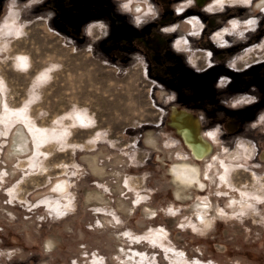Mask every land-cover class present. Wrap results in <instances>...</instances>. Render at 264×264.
I'll list each match as a JSON object with an SVG mask.
<instances>
[{
    "label": "rangeland",
    "instance_id": "374dc122",
    "mask_svg": "<svg viewBox=\"0 0 264 264\" xmlns=\"http://www.w3.org/2000/svg\"><path fill=\"white\" fill-rule=\"evenodd\" d=\"M215 1L0 0V88L29 114L0 120V264H264V9ZM173 107L199 119L204 160Z\"/></svg>",
    "mask_w": 264,
    "mask_h": 264
},
{
    "label": "bare ground",
    "instance_id": "6f19581e",
    "mask_svg": "<svg viewBox=\"0 0 264 264\" xmlns=\"http://www.w3.org/2000/svg\"><path fill=\"white\" fill-rule=\"evenodd\" d=\"M133 6V4L131 5ZM131 6H130V9H131ZM190 25L193 27H195V21H192L190 20ZM18 54V53H17ZM18 57V61L14 60L16 62V64L18 65H21V66H25L26 65V56L23 55V54H19V55H16L15 57ZM50 62V61H49ZM55 63V62H54ZM48 65V64H47ZM48 67V66H47ZM46 67V68H47ZM49 70V69H48ZM51 70V68H50ZM40 72V71H39ZM54 72V71H53ZM19 73V72H18ZM35 73V72H34ZM17 74V73H16ZM26 74V73H24ZM47 74V73H46ZM49 74V73H48ZM40 75V74H39ZM38 76V74H37ZM43 76V75H42ZM48 76V75H47ZM1 79V78H0ZM36 79V78H35ZM3 80V79H2ZM1 80V81H2ZM30 80V79H29ZM39 80V79H38ZM42 80V78H41ZM4 81V80H3ZM36 81V80H34ZM6 82V81H5ZM30 82V81H28ZM40 82V80H39ZM3 85V83H1ZM5 84V83H4ZM7 84V83H6ZM41 84V83H40ZM5 86V85H4ZM3 86V88H4ZM54 87V86H53ZM50 89V88H49ZM0 92H1V95H0V120H3L6 122V118L10 117V118H14V119H17V118H22V122H24V124H28L25 117L28 116L25 111L23 113L22 110H20L19 112H16L14 109L10 108L7 104V100L5 99L4 97V90L0 88ZM22 107V106H21ZM29 113V112H28ZM75 115V114H74ZM79 117V120H83V117L81 114H78L77 115ZM88 116V115H87ZM77 117V118H78ZM71 118V117H70ZM75 117H73L72 119H74ZM88 118V117H87ZM63 119V118H62ZM61 119V120H62ZM76 119V118H75ZM85 119V118H84ZM57 120V119H56ZM65 120V119H64ZM86 120V119H85ZM197 121V119L191 114V113H188V112H185V111H179V112H173L170 116V122L172 124V126L174 127V129L176 130V132L178 131L180 134H181V137H182V140L186 143V146L188 147L189 151L191 152V155H194V156H202L204 157V154L208 152V149L210 148V143L204 138V136L202 135V131L200 130V125L198 123H196L195 121ZM20 122V120H18ZM67 121V120H65ZM78 121V120H77ZM90 121V120H89ZM2 122V121H1ZM68 122V121H67ZM64 123V124H67ZM73 122V120H72ZM80 122V121H79ZM32 123V122H31ZM63 123V122H61ZM77 123V122H76ZM56 124V123H54ZM81 124V123H80ZM84 124V123H83ZM63 125V124H62ZM88 125V124H87ZM28 126V125H26ZM45 126V125H44ZM77 126V125H76ZM89 126V125H88ZM35 127V126H33ZM56 127V126H55ZM58 127V126H57ZM67 127V126H66ZM75 127V125H74ZM65 128V127H63ZM77 128V127H75ZM82 128V127H81ZM88 128V127H86ZM27 130V128H25ZM47 129V128H46ZM66 129V128H65ZM74 129V128H73ZM5 130V129H4ZM61 130V128H60ZM85 130V129H84ZM87 130V129H86ZM98 130V129H97ZM29 131V129L27 130ZM38 131H40L39 133H36V130L33 131L35 133V136L36 138L38 136H41L42 133H43V130L40 128ZM47 131V130H45ZM49 131V130H48ZM72 131V130H71ZM74 131V130H73ZM55 132V130H54ZM57 132V131H56ZM55 132V133H56ZM177 132V133H178ZM1 133V131H0ZM28 133V132H27ZM9 134V131L6 129L4 132H3V135H7ZM25 134V133H24ZM48 134V133H47ZM53 134V133H52ZM14 135V134H13ZM57 135V134H55ZM16 136V135H15ZM34 136V135H32ZM51 136V135H50ZM54 136V134H53ZM58 136V135H57ZM55 137V136H54ZM28 137H24L23 139H20V140H16L15 138L13 139L14 140V144H10V147L11 149H8V156H11L13 157L14 155L17 156V155H22L24 154V152L26 150H28V144H27V139ZM212 138V137H211ZM215 139V137H214ZM35 141V144L37 143L38 145H41V143L44 141L42 139V141L40 142H37L36 139H33V143ZM32 142V141H31ZM242 147V146H241ZM36 149V147H35ZM241 149V148H240ZM243 151L242 152H237L238 155L239 154H243V156L245 157H248L249 153H245L246 150L242 147ZM241 149V150H242ZM37 151V149H36ZM13 152L15 154H13ZM244 158V157H243ZM223 164V162H222ZM229 164H226V166H224V169H226V167H228ZM196 167H190V166H184L183 164H180V165H175L173 168H170V175L172 177V179L174 180V182L178 183L179 185L181 184L182 187L183 186H188L190 185V183H192L194 181V178L196 177ZM227 173V172H226ZM224 173V178H225V174ZM227 175V174H226ZM175 183V184H176ZM177 185V184H176ZM241 202H239L238 204H240ZM61 207L60 208H56V212L57 214H61V210H63V207L62 205H60ZM235 207V206H234ZM236 208V207H235ZM236 211V210H235ZM212 220H206L204 221L203 223H201V226L198 228L199 230V233H203L205 232L208 227H211V222ZM180 256L176 259V264H181V259H179ZM149 262V261H148ZM100 263L102 264V262L100 261ZM143 262L142 261H139V264H142ZM93 264H97V261H94Z\"/></svg>",
    "mask_w": 264,
    "mask_h": 264
},
{
    "label": "flooded vegetation",
    "instance_id": "af4514ba",
    "mask_svg": "<svg viewBox=\"0 0 264 264\" xmlns=\"http://www.w3.org/2000/svg\"><path fill=\"white\" fill-rule=\"evenodd\" d=\"M208 0H193V2H194V4H198L199 6H201V7H204L207 3ZM217 1L218 0H216L215 1V3L217 4ZM246 2H248V0H245ZM223 3L221 2V5H222ZM132 4L130 3V4H128V7L130 8V6H131ZM215 5V4H214ZM256 8H260V9H264V0H260L257 4H256V6H255ZM131 10H133L132 9V6H131ZM144 11V9L142 8V6L140 5V4H137L136 5V8H135V11H133V12H136V13H138V12H143ZM190 21V20H189ZM196 24V23H195ZM195 27H196V25H195ZM231 27H234V28H236L237 27V23H235V22H233L232 24H231ZM112 31V30H111ZM224 34V32H220V31H218L216 34L214 33V35H212L213 37H214V39L218 42V43H221L222 41V39H223V35ZM250 55H247V56H245V59H247L248 57H249ZM179 111H185V112H188V113H191V111H189V109H187V108H176V107H173V110L171 111V113L169 114V116H171V114L173 113V112H179ZM192 115H193V113H191ZM194 116V115H193ZM195 117V116H194ZM196 119H197V117H195ZM170 120V119H169ZM193 121H195V120H193ZM196 123H198L199 125H200V121H199V119H197V121H195ZM170 124H171V122H170ZM173 129H174V127H172ZM175 130V129H174ZM200 130H201V127H200ZM176 131V130H175ZM182 138V137H181ZM184 142V141H183ZM185 143V142H184ZM185 146H186V143H185ZM187 147V146H186ZM188 148V147H187ZM210 149H211V145H210V148L208 149V152H210ZM189 150V149H188ZM207 152V153H208ZM207 153H205L204 154V156L205 155H207ZM194 156V155H193ZM194 157H197V158H202V160H204L205 159V157H200V156H194ZM263 158H264V153H263ZM230 159H231V157H230ZM179 163H177V164H174V165H172L171 166V168H173L175 165H178ZM190 167H192V166H190ZM196 170L198 171V173H197V171H196V177L194 178V181L192 182V183H190V185H192L193 183H195V184H197L198 186H199V189L200 188H203L204 187V183L202 182V179L200 178V176H199V167L197 166V164H196ZM189 186V185H188ZM63 207V210H67V208H69V205H67V206H62ZM38 208V207H37ZM63 210H61V211H63ZM55 212H56V210H55ZM56 214H57V212H56ZM210 220H212V219H210ZM212 223H213V221H211ZM212 223H211V225H212ZM210 227H208V229H209ZM199 230V229H198ZM200 231V230H199ZM198 231V232H199ZM136 253V252H135ZM98 258V255H95L94 256V258H93V260H92V263L94 262V261H97V264H101L100 263V261L102 262V264H107L105 261H104V258H101V259H97ZM133 259H135V261L137 262V260H138V258L136 257V255L134 254L133 255Z\"/></svg>",
    "mask_w": 264,
    "mask_h": 264
},
{
    "label": "trees",
    "instance_id": "16d2710c",
    "mask_svg": "<svg viewBox=\"0 0 264 264\" xmlns=\"http://www.w3.org/2000/svg\"><path fill=\"white\" fill-rule=\"evenodd\" d=\"M97 11H95L94 12V14H92L93 16H96V17H98V16H102L103 15V11L102 10H100V9H96ZM105 13V12H104Z\"/></svg>",
    "mask_w": 264,
    "mask_h": 264
},
{
    "label": "crops",
    "instance_id": "0c3cea01",
    "mask_svg": "<svg viewBox=\"0 0 264 264\" xmlns=\"http://www.w3.org/2000/svg\"><path fill=\"white\" fill-rule=\"evenodd\" d=\"M240 83H241V82H240ZM222 95H226V94L223 93ZM218 107H219V108H222L223 106L218 105ZM223 108L226 109V111L223 110L224 113H225V112H229L228 109H231V108H229V107H223ZM223 108H222V109H223Z\"/></svg>",
    "mask_w": 264,
    "mask_h": 264
},
{
    "label": "water",
    "instance_id": "95a60500",
    "mask_svg": "<svg viewBox=\"0 0 264 264\" xmlns=\"http://www.w3.org/2000/svg\"><path fill=\"white\" fill-rule=\"evenodd\" d=\"M170 119V118H169ZM171 127V126H170ZM172 128V127H171Z\"/></svg>",
    "mask_w": 264,
    "mask_h": 264
}]
</instances>
